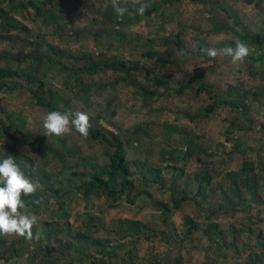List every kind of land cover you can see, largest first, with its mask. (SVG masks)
I'll list each match as a JSON object with an SVG mask.
<instances>
[{
	"label": "rangeland",
	"instance_id": "obj_1",
	"mask_svg": "<svg viewBox=\"0 0 264 264\" xmlns=\"http://www.w3.org/2000/svg\"><path fill=\"white\" fill-rule=\"evenodd\" d=\"M27 1L16 0L24 5L12 17L28 33L15 31L8 42L0 31V56L6 55L0 58V70L20 74L0 81V160L11 156L12 148L22 171L39 182L35 194L44 203L35 214L38 219L32 240L0 235L4 238L0 264H67L71 259L77 260L73 264H101L102 254L89 253L94 247L88 246L92 239L110 242L106 253L113 256H105V264H126L124 259L145 264L156 256L172 262L177 255L181 264H249L254 255L264 252V221L255 220L252 212L254 222L249 225L248 212L232 209L246 194L239 184V198L231 193L243 160L264 168V47L247 45L248 56L235 65L229 57L207 58L202 51L234 45L244 34L260 38L264 34V0L250 6L244 0H203L212 6L196 0L170 5L165 0H140L146 5L142 16L137 12L140 4L120 0V6L127 9L122 18L115 13L112 0H35L36 10L27 8ZM0 8L9 9L7 0H0ZM110 18L117 23L110 24ZM214 24L223 27V32L212 34ZM175 38L180 50L174 45ZM42 43L64 52L66 58L47 54ZM36 51L42 58L39 62L29 59L18 67L12 60L16 56L32 58L38 55ZM150 54L157 60L148 58ZM112 59L139 68L130 73L83 72V68H91L88 60L104 64ZM71 71L81 73L75 76ZM35 79L43 82L46 101L50 100L48 91L53 92L59 111H84L92 130L105 128L123 134L132 172L138 174L135 161L140 160L145 164L143 174L147 169L160 170L161 182L150 174H140L146 182H137L135 202L123 198L114 206L105 198H85L82 192L70 189L67 180L71 181L72 172L89 176V168L81 162L108 161L110 147L74 128L60 137L45 135L43 118L48 112L35 104L34 93L41 94ZM222 100L241 109L233 111L221 105ZM213 101L218 105L209 111ZM99 115L102 119H97ZM67 150L78 157L66 156ZM188 151L190 158L185 161ZM165 152L169 154L163 158ZM203 169L209 173L210 183L198 195L197 177ZM258 176L264 203V179ZM181 188L187 199L180 209L172 210L165 223L156 202H170L171 195L179 199ZM62 203L66 215L60 210ZM187 219L200 230L184 238ZM127 220L142 223L146 232L122 238ZM209 221L224 232L230 247L225 257L218 255L203 233ZM232 231L236 232L235 250L230 246ZM76 237L82 240L77 242ZM68 243L86 249L87 255H66ZM48 248L54 252L47 253ZM259 264H264V258Z\"/></svg>",
	"mask_w": 264,
	"mask_h": 264
},
{
	"label": "trees",
	"instance_id": "obj_2",
	"mask_svg": "<svg viewBox=\"0 0 264 264\" xmlns=\"http://www.w3.org/2000/svg\"><path fill=\"white\" fill-rule=\"evenodd\" d=\"M179 1L180 0H165L164 3L170 5L172 3H178ZM196 1L204 4L205 6L207 5L212 6L211 4L203 0H196ZM35 2H36L35 0H28L25 3V5L27 8L36 10ZM243 3L248 6L252 4L256 5V0H244ZM7 4H8L9 9L4 10L0 8V31H2V34L5 35V41L9 42V41H12L11 34L13 32L23 31L25 33H28V30H26V28L21 26L20 23L12 17V13H16L18 12V10H21V5H24V4H16V0H7ZM7 10L9 11L7 12ZM151 13L152 11L149 12V14ZM108 20L110 24L117 23V22H114L112 18ZM118 23L120 24V22ZM221 31L223 32V27H219L218 24H214L211 27L212 34L218 33V32L221 33ZM117 34L120 35V33H117ZM233 35L237 37L235 34ZM237 38H239L246 45H255L259 49L264 47V34H262L260 38L259 37L254 38L248 34H244L243 36H240ZM176 40L177 39L175 38L174 42H176ZM174 45L176 46L177 49H179L177 42L174 43ZM229 45L234 46L232 43H230ZM42 47L45 48V52L47 54L52 55L56 59L66 58L64 52L55 50L51 48L49 45H47L46 43H42ZM36 53L38 55L37 56L34 55L32 58L28 56L26 58L22 56H16L12 58V60H15L14 64H16V66L18 67L20 66L19 64H22L26 60H29V59H32L35 62H39L42 60V58L38 57L39 53L37 51ZM5 56L6 55H2L0 56V58H4ZM155 56L153 54L147 55V57L150 59H156ZM205 56L209 58L207 55ZM44 57L48 61L51 60L50 57L46 55ZM76 60L80 61L81 59H76ZM88 62L91 68H88V67L83 68V72H87L89 74H98L101 72L103 73H107V72L130 73L133 70H135V68L136 69L139 68L138 65L129 66L128 63L124 61H120V60H115V59L107 61L104 64L98 63L93 60H88ZM61 70L62 71L66 70V67L62 66ZM71 72L75 76L77 75V73L78 74L81 73L80 71L77 73L74 71H71ZM12 77H20L19 72L17 70H12L11 72L0 70V81L11 79ZM26 78L28 81L29 78L27 76ZM34 83L37 86L36 89L41 93V94H38L36 92L34 93L35 104L38 106L44 107L47 110V112H50L53 110L59 111L57 104L53 101V98H54L53 92L51 90L48 91V98H50V100L46 101V98L43 95L45 93L43 82L35 79ZM1 86L3 85L0 84V87ZM227 93L230 94V92H227ZM220 104L227 106L229 109L233 111H238V109L239 110L241 109L240 106L236 105L234 102L230 100H222ZM217 105H218L217 102L213 101L208 106L207 109L211 111ZM6 118L7 120H9L11 117L7 115ZM97 119H102L101 115H99ZM246 129H250V128H246ZM263 135H264V132H263ZM89 136L92 137L94 140L99 141L100 143H106L110 147L109 151H107L106 153V155L108 156V161L102 164L93 163V162L87 163L85 161H82L81 164L89 168V171H88L89 176H87L86 174L82 172H78V171L72 172L71 181L67 180V186H69L70 189L73 188L74 190L82 192L85 198H88V196H97L99 198H105L107 201L110 202L112 206H114L116 202L121 201L123 198H126L127 201H129L130 203H134L135 198L138 197L137 195L133 196V193L137 192L136 189H137V186L139 185V183L137 182H141V181L146 182L145 180H143V178L147 177V175L150 174L151 176H154V180L156 182H161L160 170L151 171L147 169V173L143 174L144 173L143 170L145 169V164L144 162L140 160L135 161V167H136V171L138 174L135 175L132 172L131 165L129 163V160H127L126 153L124 151L126 144L123 140V136H124L123 134L114 133L105 128L96 129L95 131L92 130V128H90ZM185 142H188V141H185ZM190 149L191 148H189V150ZM52 151L55 152L54 150ZM9 152H10V155L15 158L16 162L22 168L21 160H19L16 157V155H14V150L12 148H9ZM165 154L168 155L169 153L167 152L162 153L163 158ZM66 156L78 157L77 154L71 151H68V150L66 152ZM169 157L171 158V155ZM189 158H190V151L186 152L184 156L185 161H188ZM198 161H200V158H198ZM62 167L63 169L67 170V168H65L64 166ZM255 170H257L258 173ZM140 174H143L142 176L144 177L140 178L141 177ZM258 174L260 175L262 179H264V168L261 166L260 163H258V165L255 166L254 162H251L249 160H243L241 163V169L238 172V176H239L238 179H236L235 182L231 183V190H232L231 193L235 196V198H239L237 195L239 192V187L237 184L241 186L242 190L246 194V198L238 199V203H236L235 206L232 207V209L236 208V210L238 209L240 212H243V213L248 212L250 215L247 218L249 225L254 222L253 221L254 217L253 218L251 217V216H254L252 212L255 213V218H254L255 220L264 221V215L262 214L263 209L261 207L262 205L264 206V203L260 199L259 186L261 185V181H260ZM209 180H210L209 173H207L206 170L203 169L202 175L197 177L198 195L199 194L203 195L205 193L207 189L206 187L210 183ZM230 181H233V180L229 178V182ZM173 182H175L174 179L172 183ZM71 183H73V185H71ZM45 188H48V186ZM49 191H51L54 194V196L58 195L57 191H52V190H49ZM140 193L142 194L143 192H140ZM178 195L181 196L179 199H177L176 196L171 195L170 202H163V201L156 202V205H157L156 208L160 211V215H161L163 222L165 223L167 222L168 216L170 215L173 209L177 210L182 207V202H184L187 199V193H186L185 188L179 189ZM22 199H24L27 203V208L22 211L33 213V214L39 213V210L41 209L44 203L43 198L39 194H34L31 196H22ZM36 200H41L42 202L39 204L33 203V201H36ZM60 210L62 211V215H66L64 203L60 204ZM183 225L186 227V230H184V232L182 233L185 235L184 238L192 234L193 231L200 230L199 225L189 219H187L183 223ZM123 228L124 229L121 231V234H122L121 237L124 239L129 238V237H135L137 235H140L142 232H146L147 230L142 223L138 221L131 222L128 220L124 221ZM203 233L206 235L210 245L217 248L218 255L225 257L224 253L230 247L228 245L224 232L218 229L217 224L215 222L209 221L204 227ZM232 234H233L232 236L233 241L230 242V246L233 247L235 250L234 238H235L236 232L232 231ZM147 238L150 239L149 237ZM74 239L77 242L82 240L80 237H76ZM167 241L168 242L170 241L169 238H167ZM109 243L110 242L108 240L102 241L100 239H92L91 242L90 241L88 242V246H94L92 250H90L89 252L90 255L92 256L95 255V252L98 255L102 254V261H100L97 256H95V258H97L99 262H101V264H105L104 257L108 256L109 258H112L113 256V254L106 253V244L108 245ZM0 244L2 245L4 244V238L1 236H0ZM65 248L67 250L66 255L68 256L71 254V252L80 253L81 255H87L86 249L82 250L81 247L75 249L74 246L70 245V243H68L67 246H65ZM46 252L53 253L54 251H53V248H48ZM124 254L129 255L130 252H125ZM253 258H254L253 260H248V263L249 264H259V260L264 258V252H260V254L254 255ZM173 261L172 262L166 261L164 257L162 258V257L156 256L155 259H153L151 262H148L145 264H172V263L181 264V257L177 255L173 259ZM75 262H77L76 259H71L69 263L67 264H73ZM124 262L126 264H131L130 260L128 259L127 260L124 259ZM95 263L96 262H94V264Z\"/></svg>",
	"mask_w": 264,
	"mask_h": 264
},
{
	"label": "clouds",
	"instance_id": "obj_3",
	"mask_svg": "<svg viewBox=\"0 0 264 264\" xmlns=\"http://www.w3.org/2000/svg\"><path fill=\"white\" fill-rule=\"evenodd\" d=\"M133 5L140 4V0H132ZM112 6L118 18L126 13V7L120 6V0H112ZM146 11V5L140 4L137 9L139 15ZM202 51L212 59L225 56L231 59L232 64L242 63L249 54L247 45L237 38L234 46L224 48L205 47ZM26 58V57H24ZM45 135L64 136L74 130L87 137L91 128L90 117L84 111H50L43 118ZM39 182H34L29 175L22 171L20 165L12 156L0 160V235L15 234L28 240L33 239V226L37 224L35 214H27V203L22 196L34 195ZM41 200L33 203H41ZM39 239V233L36 234Z\"/></svg>",
	"mask_w": 264,
	"mask_h": 264
}]
</instances>
